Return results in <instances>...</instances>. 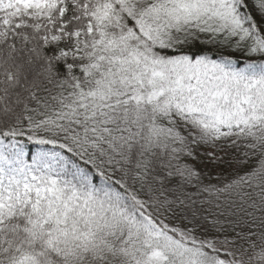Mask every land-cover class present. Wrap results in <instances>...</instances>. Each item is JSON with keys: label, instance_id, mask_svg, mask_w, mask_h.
Masks as SVG:
<instances>
[{"label": "snow or ice", "instance_id": "1", "mask_svg": "<svg viewBox=\"0 0 264 264\" xmlns=\"http://www.w3.org/2000/svg\"><path fill=\"white\" fill-rule=\"evenodd\" d=\"M0 264H264V0H0Z\"/></svg>", "mask_w": 264, "mask_h": 264}]
</instances>
